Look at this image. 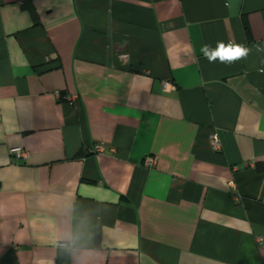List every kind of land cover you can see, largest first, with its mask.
<instances>
[{"label": "crops", "instance_id": "1", "mask_svg": "<svg viewBox=\"0 0 264 264\" xmlns=\"http://www.w3.org/2000/svg\"><path fill=\"white\" fill-rule=\"evenodd\" d=\"M261 68L264 0H0V264H264Z\"/></svg>", "mask_w": 264, "mask_h": 264}, {"label": "clouds", "instance_id": "2", "mask_svg": "<svg viewBox=\"0 0 264 264\" xmlns=\"http://www.w3.org/2000/svg\"><path fill=\"white\" fill-rule=\"evenodd\" d=\"M257 50L259 51L261 49ZM200 51L209 62H215L218 59L221 63H234L247 58L251 49L245 44L235 43L233 41H229L228 43L218 41L215 48L205 44L201 47ZM259 70L264 72V68ZM79 239L80 237L78 235L68 234L62 244L64 250L67 252L79 250ZM85 251L88 250L81 251V255L77 257V264H91V257L85 256Z\"/></svg>", "mask_w": 264, "mask_h": 264}, {"label": "built area", "instance_id": "3", "mask_svg": "<svg viewBox=\"0 0 264 264\" xmlns=\"http://www.w3.org/2000/svg\"><path fill=\"white\" fill-rule=\"evenodd\" d=\"M211 144L214 148L218 149L219 145H218V139L216 135H212L211 137ZM11 154H13L16 158L18 159H25L27 157V153L25 151H23L21 148H11ZM144 165L148 168H151L155 165V158L151 157V156H147L144 159Z\"/></svg>", "mask_w": 264, "mask_h": 264}]
</instances>
